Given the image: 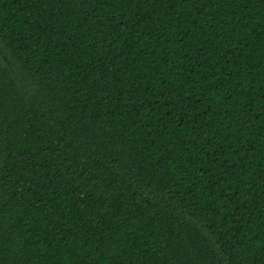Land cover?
Segmentation results:
<instances>
[{
    "label": "trees",
    "instance_id": "1",
    "mask_svg": "<svg viewBox=\"0 0 264 264\" xmlns=\"http://www.w3.org/2000/svg\"><path fill=\"white\" fill-rule=\"evenodd\" d=\"M0 264H264V0H0Z\"/></svg>",
    "mask_w": 264,
    "mask_h": 264
}]
</instances>
